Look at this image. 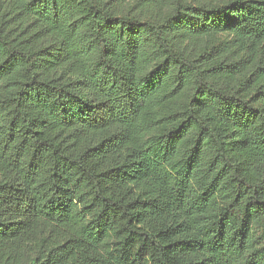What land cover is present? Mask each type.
<instances>
[{
	"label": "trees",
	"instance_id": "trees-1",
	"mask_svg": "<svg viewBox=\"0 0 264 264\" xmlns=\"http://www.w3.org/2000/svg\"><path fill=\"white\" fill-rule=\"evenodd\" d=\"M0 264H264V0H0Z\"/></svg>",
	"mask_w": 264,
	"mask_h": 264
},
{
	"label": "rangeland",
	"instance_id": "rangeland-1",
	"mask_svg": "<svg viewBox=\"0 0 264 264\" xmlns=\"http://www.w3.org/2000/svg\"><path fill=\"white\" fill-rule=\"evenodd\" d=\"M218 38L219 39H228L229 38V35L227 34V33H224V34H220V35H218Z\"/></svg>",
	"mask_w": 264,
	"mask_h": 264
}]
</instances>
